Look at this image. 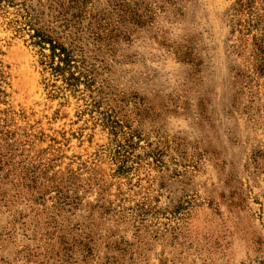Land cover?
Listing matches in <instances>:
<instances>
[{
    "label": "rangeland",
    "instance_id": "1",
    "mask_svg": "<svg viewBox=\"0 0 264 264\" xmlns=\"http://www.w3.org/2000/svg\"><path fill=\"white\" fill-rule=\"evenodd\" d=\"M56 3L0 0V264H264V0H94L79 93Z\"/></svg>",
    "mask_w": 264,
    "mask_h": 264
},
{
    "label": "trees",
    "instance_id": "2",
    "mask_svg": "<svg viewBox=\"0 0 264 264\" xmlns=\"http://www.w3.org/2000/svg\"><path fill=\"white\" fill-rule=\"evenodd\" d=\"M94 0H56V15L53 20L47 23L40 21L38 15L30 12L31 8L24 6V15H22L23 25L30 33V40L34 47L39 48L41 64L50 74L63 81L65 90L74 93L82 92L81 86L90 89V69L84 56L77 54L75 48L68 47L59 40H81V24L91 19V9ZM95 19V18H94ZM48 52V53H47ZM261 72H264V45L260 46ZM112 128L113 134L118 132L115 127ZM133 134L127 139L129 149H133ZM118 144V148L126 149ZM123 163V162H122ZM124 166L121 170H124Z\"/></svg>",
    "mask_w": 264,
    "mask_h": 264
}]
</instances>
